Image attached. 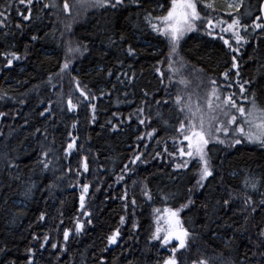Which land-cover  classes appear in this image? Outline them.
<instances>
[{
    "label": "trees",
    "instance_id": "obj_1",
    "mask_svg": "<svg viewBox=\"0 0 264 264\" xmlns=\"http://www.w3.org/2000/svg\"><path fill=\"white\" fill-rule=\"evenodd\" d=\"M53 2L55 8H43ZM64 2L36 0L31 20L24 21L21 13L28 14L25 5L18 0H0V53L15 52L21 57L5 67L7 57L0 55V112L6 113L0 116V247L7 242L9 258H16L17 264H26L28 247L36 249V264H101V258L103 264H162L171 253L170 248L150 240L157 226L154 209L163 214L164 208H180L191 198L194 203L181 211L180 218L195 238L177 254L180 264L200 260L208 264H258L264 248L258 251L255 245L258 229L264 227V214L257 212L245 222L243 215L216 202L228 198L226 189L238 190L234 194L242 199L245 175L264 178V148L246 141L229 147L231 137L223 145L215 144L210 152L215 175L205 181V187L191 193L188 190L195 184L198 163L192 161L189 168L176 169L174 165L182 158L178 154L170 157L165 148L175 151L172 138L182 139L176 128L185 114L179 111L182 105L176 103L177 95L193 108L205 106L212 87L209 81L215 79L223 94L235 92L237 101L247 104L238 85L255 79L253 87L264 86V32L249 29L242 33L248 42L236 53L241 75L237 78L236 70H232L231 79L226 81L221 73L231 69L232 53L222 40L206 36L203 26L186 34L179 56L173 58L176 62L169 67L168 43L152 32L144 15L147 11L153 16L165 14L170 0H142L141 7L128 3L115 13L110 8L90 7H70L66 13ZM67 2L71 6L75 0ZM260 2L243 0L241 13H253L244 17L245 23L250 25L259 15ZM158 4L163 9H158ZM215 6V10H209L200 5L202 15L208 13L214 21L230 22V9L220 0H215ZM215 34L230 39L236 47L230 33H220L219 26ZM34 35L37 40H32ZM68 41L72 46L87 45L88 51L75 58L68 56L69 68L61 73ZM129 47L134 49L131 56ZM182 78L188 81L187 86L179 83ZM77 83L81 88L86 85L85 90L96 99L83 101ZM229 83L231 88L225 86ZM251 92L249 88V96ZM258 95L264 105V90ZM69 97L78 104L72 112L67 111ZM89 104L97 106L95 122H90L93 113ZM141 107L143 114H136ZM45 108L51 113L41 117L39 113ZM145 117L151 120L140 124ZM73 121L77 122L75 128ZM153 129V136H147ZM69 131L77 137V146L65 153ZM220 138L225 139L223 133ZM49 150L46 159L41 156ZM137 156L140 160L132 163ZM85 158L87 172L82 167ZM41 159L49 163L47 169L39 163ZM11 161L18 168H9ZM17 174L20 180L13 178ZM84 183L90 189L86 208L80 210ZM32 185V195L25 199L22 193ZM247 191L257 201L261 198L259 193ZM239 204L238 200L233 209ZM82 211L91 213L92 224H86L76 235L75 220L89 219L80 214ZM41 212L47 216L45 221H38ZM121 216L125 218L123 224ZM61 220L63 225L59 226ZM160 223L163 225V220ZM118 227L121 235L117 244L108 245L106 237ZM64 228L72 230L68 242L63 240ZM33 234L39 242L33 241ZM45 234L50 241L43 240ZM40 243L45 244L43 249ZM52 243L65 244L66 251L52 249Z\"/></svg>",
    "mask_w": 264,
    "mask_h": 264
},
{
    "label": "snow or ice",
    "instance_id": "obj_2",
    "mask_svg": "<svg viewBox=\"0 0 264 264\" xmlns=\"http://www.w3.org/2000/svg\"><path fill=\"white\" fill-rule=\"evenodd\" d=\"M36 0H18L20 5H25L27 7L28 14L22 15L24 21H30L32 18V5ZM128 3L136 5L137 7L142 6V0H75L73 5H69L67 0L63 4V11L68 13L70 12V7L75 8H104L112 9L115 13L116 10L125 8ZM200 5H203V9L215 10V0H170V6L167 8V12L162 15L153 16L152 11H147L144 15V21L152 32L157 33L159 36L163 37L169 46L168 60L169 67L171 68L172 64L176 61L174 57L179 56V46L181 41L184 39L187 33L199 31L200 27L203 26L204 34L212 39H220L223 41V44L230 50L232 53L231 56V69L225 70L221 75L226 81L230 80L232 77V70L235 71V76L240 77L241 73L239 71L240 65L238 63V57L236 55L239 52L240 46L248 42V37L242 33H248L249 29L255 32L259 29L264 32V23H261V20H264V0H261L259 4V15L255 16V19L251 21V24L244 22V17L252 16V11H245L241 13V8L243 6V0H233V2L227 3V8L232 10L228 12L230 17V22L227 20H217L214 21L208 13L202 15V9ZM56 4H44L43 8H55ZM163 5H160V8L163 9ZM251 8V5H249ZM235 13V14H233ZM3 15V13H0ZM155 21V22H153ZM219 26L220 33H230V38L235 41L236 47H233L230 39H225L223 35H216L215 29ZM20 25H17L19 28ZM69 31L71 30V25L67 26ZM37 36H32V40H37ZM121 40L124 39V36L121 35ZM110 43H115L110 39ZM88 51L87 45L76 44L72 46L71 41L66 43L65 47V62L61 65V73L69 68L71 63L70 59H67L68 56L75 58L77 55H83L84 52ZM128 55L134 54V49L129 47L127 49ZM7 57V64L5 67H11L13 60H19L21 57L15 53H0ZM251 59V57H250ZM182 61V58H181ZM183 66V64H181ZM156 71L159 73L160 69L156 68ZM111 75V72H109ZM51 79V78H50ZM131 77L129 81L131 82ZM163 82V81H161ZM180 84L187 86L188 81L183 78L179 81ZM209 84L212 85L210 91L207 93V100L205 106L197 105L195 108L191 103H184L183 98L180 95L176 96V103L182 105L179 109L181 113L185 114V119L180 120L179 126L176 128V131L180 134L182 139H177L173 137V141L176 144L175 151L169 152L165 148V152L168 153L170 157H174L178 154L182 158L181 163H176L174 167L176 169L189 168L190 162L195 161L198 163L199 167L195 172L197 177L193 188H190L188 191L191 193L195 188L205 187V181L210 177L215 175V169L212 165L210 152L212 151V146L215 144H225L226 139L231 137L228 140L229 147H235L236 145L241 144L246 141L249 144L258 145L261 148H264V105L259 103L258 93L261 90H264V86L253 87L254 84H257L255 79H246L243 83L238 85L239 93L244 101L247 104L239 103L236 98V93L223 94L221 86L218 85L215 79H211ZM228 88H231L233 85L231 83L225 85ZM247 86V87H246ZM249 88H252L251 96H249ZM87 89L85 85L84 88H81L80 84H76V90L80 93V96L83 97V101L95 100V95H92L90 90ZM103 94V93H101ZM145 96H148V93H144ZM2 98V97H0ZM190 100V97H189ZM81 101L80 103H83ZM20 103H24L23 100ZM159 105L161 102L156 101ZM164 103H167L165 101ZM78 107L77 103H74L71 97L67 100V111L72 112ZM88 107L91 109L93 115L90 122H95L96 120V110L97 106L95 104H89ZM144 109L138 108L136 114H143ZM45 113H51L50 108H45L44 111L40 112L41 117L45 116ZM6 113L0 112V116H5ZM157 116L160 117L161 114L157 113ZM223 116L225 119L220 121V117ZM151 120V117H145L140 119V124H145L146 121ZM219 121V123H218ZM27 123V121H26ZM111 124V121L108 122ZM165 125L168 124L167 120H164ZM113 129L117 128V125H111ZM72 127H77V122L73 121ZM103 127V125L101 126ZM37 132L40 129H36ZM156 132V129H153L151 132L146 133L147 136L152 137ZM223 133L225 139L220 138V134ZM70 137V142L64 148L65 153H70L77 146V137L73 136L72 132H68ZM45 138H47L45 132ZM143 137H138L142 139ZM50 150L41 153V156L45 159L49 156ZM160 155V153H157ZM186 157V159H185ZM140 160V156H137L132 163ZM39 163L42 164L44 169L49 167V163H45L44 159H41ZM9 168H18V165L15 161L8 163ZM84 172H87L88 164L86 158L82 165ZM15 180H20V176L17 174L13 177ZM123 179V177H119ZM28 187L24 190L22 195L25 199H29L32 195V188ZM51 187V185H49ZM264 187V178H258L254 175H245L243 180V196L242 199L239 195L234 194L238 190L226 189L228 198L223 199L222 202L218 200L216 203L220 207L228 210H232L234 213L238 212L243 215L245 222L249 220V217L253 214L259 212L264 214V191H260V188ZM90 185L84 183L82 185V190L79 196V209L83 210L86 208V197L89 194ZM248 189H251L253 193H259L260 199L257 201L254 199V196L248 193ZM145 196H149L148 192H144ZM121 199H124L121 197ZM149 199L151 197L149 196ZM240 201L239 206L236 209H233V204L237 201ZM136 201L133 200L132 204L135 205ZM194 201L189 198L187 203L182 204L180 208H164L163 214H160L159 209H154L157 213L156 223L157 226L155 231L152 233L150 240L158 241L161 246L170 248V255L163 259L162 264H180L178 253L181 250H185L189 247L190 241L195 238V234L190 232L188 228L185 227L184 223L181 221L180 213L184 208L189 207L193 204ZM127 207V205H125ZM206 207V206H205ZM84 217H89L84 222H81L79 218L75 220L74 231L76 235L81 234L85 229L86 224H92L91 213L89 211H82L80 213ZM47 216L44 212H41L38 221H45ZM163 220V225L160 221ZM125 218L120 217V223L123 224ZM63 225V220L60 221V225ZM256 227V225H253ZM136 228V224H133V229ZM239 230V229H237ZM72 235V230L64 228L63 230V240L68 242L70 236ZM119 227L111 232L110 235L106 237L108 245L117 244L118 238L120 237ZM33 241L39 242V237L36 234L32 236ZM44 241H50V236L45 234L43 236ZM175 242V243H174ZM174 244V246H173ZM39 247L43 249L45 247L44 243H40ZM256 249L264 248V227H259L258 229V243L255 245ZM52 249H58L59 252L66 251V245L61 244L57 245L56 243L51 244ZM107 248H105V251ZM26 252V264H36V249L34 247H28L25 249ZM0 264H17L16 258H9L10 249L7 247V242L3 247H0ZM255 255V253H253ZM260 261L258 264H264V251L259 252ZM59 255H57V260H59ZM101 264H103V259L101 258ZM129 264H133L132 261H129ZM193 264H208L206 260L193 261Z\"/></svg>",
    "mask_w": 264,
    "mask_h": 264
},
{
    "label": "rangeland",
    "instance_id": "obj_3",
    "mask_svg": "<svg viewBox=\"0 0 264 264\" xmlns=\"http://www.w3.org/2000/svg\"><path fill=\"white\" fill-rule=\"evenodd\" d=\"M222 3H224L225 4V6L227 5V3H230V2H233V0H220ZM236 2H238V0H236ZM160 5H162V4H158V9H161L160 8ZM227 7V6H226ZM231 11V10H230ZM221 119L223 118V116H221L220 117Z\"/></svg>",
    "mask_w": 264,
    "mask_h": 264
},
{
    "label": "water",
    "instance_id": "obj_4",
    "mask_svg": "<svg viewBox=\"0 0 264 264\" xmlns=\"http://www.w3.org/2000/svg\"><path fill=\"white\" fill-rule=\"evenodd\" d=\"M260 14V13H259ZM261 23H264V20H261Z\"/></svg>",
    "mask_w": 264,
    "mask_h": 264
}]
</instances>
